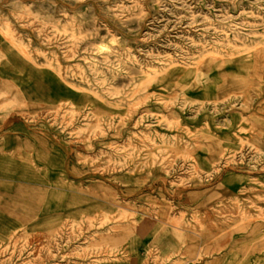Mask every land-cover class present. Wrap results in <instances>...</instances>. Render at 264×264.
<instances>
[{
  "label": "rangeland",
  "instance_id": "rangeland-1",
  "mask_svg": "<svg viewBox=\"0 0 264 264\" xmlns=\"http://www.w3.org/2000/svg\"><path fill=\"white\" fill-rule=\"evenodd\" d=\"M108 45L112 52L99 56L98 49ZM12 56L29 72L55 76L87 105H28L19 94L26 82L19 69L11 67ZM245 62L246 73L264 72V0H0V118L14 109L23 117L48 121L54 133L58 125L82 144L116 136L124 128L127 141L132 135L144 145L108 146L123 153L122 167H131L133 152L141 154L143 167L155 163L164 167L162 179L154 185L157 189L151 191L152 186L140 198L148 206L106 192L108 206L93 211L87 220L85 215L79 222L56 218L41 225L19 224L0 234V264H131L132 228L154 213L172 229L161 240L164 252L148 250L150 259L140 264H186L204 256L216 257L211 264H264L260 133L246 139L251 131L240 127L237 143L225 142L215 154V171L239 167L256 187L251 192L242 191L227 201L209 197L216 206L203 211L196 206L195 195L180 206L161 190L166 184L180 188L188 181L195 183L200 167L197 145L172 144L182 130L176 112L190 105L183 94L173 91H183L179 77L164 89L168 96L155 89L170 72H180L199 85L210 70L237 64L244 71ZM247 96L241 90L213 103ZM163 125L176 135L155 131ZM185 130L195 141L196 134ZM186 161L191 163L189 172L183 167ZM91 162L93 173L99 171L98 160ZM89 180L98 189L134 182L131 175ZM140 182L145 187L149 183L147 178Z\"/></svg>",
  "mask_w": 264,
  "mask_h": 264
},
{
  "label": "crops",
  "instance_id": "crops-1",
  "mask_svg": "<svg viewBox=\"0 0 264 264\" xmlns=\"http://www.w3.org/2000/svg\"><path fill=\"white\" fill-rule=\"evenodd\" d=\"M10 59L11 67L19 69L26 82L19 88V94L28 105L63 102L75 107L87 105L78 93L67 88L50 73L29 72L30 68L23 66L15 56ZM248 68L245 62L244 71L237 64L223 70L212 69L199 85L193 84V78L185 77L180 72H170L155 89L156 94L164 95V89L179 77L183 91H173L180 96L183 94L190 103L184 108H178L176 112L175 119L179 121L182 130L172 144L197 145L195 157L200 167V178H196L195 183L188 181L186 187L161 186L166 197L171 201L172 197L176 198L177 205L184 206L185 198L195 195L196 206L206 211V208L212 209L217 203L214 199L209 202V197H221L227 201L242 191L251 192V189L256 188L250 183L251 178L237 166H219L218 172L214 169L216 152L225 142L237 143L236 133L240 127L251 131L248 136L244 135L246 139H255V135L260 133L257 143L264 148V72L252 75L246 73L245 69ZM243 80L249 85L242 84ZM241 90L247 91L246 98L232 97L226 103H213L214 99L219 101ZM153 108L161 109L156 105ZM45 122L23 117L14 109L6 117L0 118V234L19 224L41 225L56 218L67 217L69 222H79L83 220L81 215H85L84 220H87L93 211L108 206L103 199L106 192H112L122 201L148 206L140 198L146 196L152 186L151 191L157 189L154 185L162 179L163 165L155 163L143 167L139 157L141 154L133 152L131 167L125 168L121 165L125 158L123 153L108 148H122L124 144L139 148L144 144L132 135L130 141H127L125 134H122L124 128H120L116 136L109 135L82 144L74 141L68 132L61 131L58 125L54 126L57 131L54 133ZM185 129L196 134L195 141ZM155 131L169 137L176 135L164 125L157 126ZM161 144L158 143L159 146ZM84 145L93 150H83ZM84 158L89 161L81 165L79 161ZM96 159L100 169L93 173L95 167L91 160ZM184 163L185 171L189 172L191 163ZM124 175H131L134 182L130 186L108 183L106 186L109 189H98L89 182L95 176L114 179ZM145 178L149 182L147 187L140 182ZM169 228L172 229L167 221L160 219L159 214L140 218L138 225L131 231V264L149 260L152 254L148 250L155 252L159 248L164 252L165 246L161 240L169 234ZM215 259L214 256H204L200 260H186V264H211Z\"/></svg>",
  "mask_w": 264,
  "mask_h": 264
},
{
  "label": "bare ground",
  "instance_id": "bare-ground-1",
  "mask_svg": "<svg viewBox=\"0 0 264 264\" xmlns=\"http://www.w3.org/2000/svg\"><path fill=\"white\" fill-rule=\"evenodd\" d=\"M112 48H111V46H103V47H101L100 49H98V55L100 56V55H106V54H109V53H111L112 52Z\"/></svg>",
  "mask_w": 264,
  "mask_h": 264
}]
</instances>
